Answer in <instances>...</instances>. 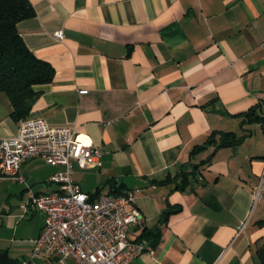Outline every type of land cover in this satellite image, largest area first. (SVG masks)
<instances>
[{"label":"crops","instance_id":"1","mask_svg":"<svg viewBox=\"0 0 264 264\" xmlns=\"http://www.w3.org/2000/svg\"><path fill=\"white\" fill-rule=\"evenodd\" d=\"M29 1L36 15L18 31L55 70L29 117L100 148L99 165L75 166L74 180L95 196L129 194L142 215L130 238L147 246L132 264H262L264 0ZM254 109L259 120L242 116ZM11 113L0 92V138L18 132ZM215 131L246 137L216 149ZM61 169L25 162L29 187L0 174V250L15 264H61L32 259L45 220L21 208L58 191L49 178ZM153 229L156 247L143 239Z\"/></svg>","mask_w":264,"mask_h":264},{"label":"built area","instance_id":"2","mask_svg":"<svg viewBox=\"0 0 264 264\" xmlns=\"http://www.w3.org/2000/svg\"><path fill=\"white\" fill-rule=\"evenodd\" d=\"M55 38L62 41L64 31L59 30ZM77 135L74 126H51L44 118L28 117L19 122L16 135L0 138V174L16 183L27 186L21 167L31 159L62 167L49 178V183L59 186L58 191L31 193L21 205L25 212L39 213L45 220L32 259L61 264L69 260L77 264H132L147 247L145 241L130 238L131 229L142 222L141 212L129 209L130 199L113 194L95 196L75 182V166L95 168L102 154L98 146L80 142ZM263 192L264 175L253 190L254 202Z\"/></svg>","mask_w":264,"mask_h":264},{"label":"trees","instance_id":"3","mask_svg":"<svg viewBox=\"0 0 264 264\" xmlns=\"http://www.w3.org/2000/svg\"><path fill=\"white\" fill-rule=\"evenodd\" d=\"M36 12L29 0H0V92H5L12 104L11 117L16 122L27 119L33 105L41 95L38 87L49 85L55 76L54 68L39 59L25 44L18 31V24L35 17ZM249 119L259 120L255 109L243 114ZM264 122V120L262 121ZM217 137L219 140L217 141ZM244 136L231 132H213L207 144H215L216 149L236 146ZM204 146L195 147L194 151ZM207 162H204L205 164ZM167 212L165 215L172 214ZM143 239L156 247L161 239L157 229L145 230ZM264 264V252H260ZM0 264H15L7 251L0 250Z\"/></svg>","mask_w":264,"mask_h":264},{"label":"water","instance_id":"4","mask_svg":"<svg viewBox=\"0 0 264 264\" xmlns=\"http://www.w3.org/2000/svg\"><path fill=\"white\" fill-rule=\"evenodd\" d=\"M119 196L129 200V194L126 192H119Z\"/></svg>","mask_w":264,"mask_h":264}]
</instances>
